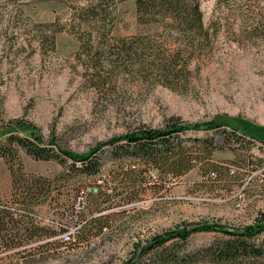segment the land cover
<instances>
[{"label": "rangeland", "instance_id": "rangeland-1", "mask_svg": "<svg viewBox=\"0 0 264 264\" xmlns=\"http://www.w3.org/2000/svg\"><path fill=\"white\" fill-rule=\"evenodd\" d=\"M199 1L209 36L186 48L177 34L166 35L165 45L172 52L180 45L186 60L183 81L166 86L143 73L99 68L97 61L94 66V53L107 57L111 36L139 32L133 0H29L23 6L0 0V124L31 122L45 140L53 137L61 149L78 154L139 129H162L173 118L187 124L238 120L264 141V0ZM94 6L102 21L80 23V9ZM58 27L63 30L54 34L51 50L48 39ZM87 35L92 42L82 45L79 38ZM180 140L194 159L191 169L175 179L150 170L134 189L103 187L135 164L119 159L112 146L103 147L94 155L99 175L82 180L72 211L43 204L35 209L27 235L21 223L0 232V264H125L137 247L169 230L254 224L264 214V145L224 143L215 130L189 132ZM19 160L34 176L54 178L64 169L22 151ZM210 165L226 171L208 176ZM10 196V173L0 159V198ZM64 228H76L69 242L60 238ZM216 238L192 235L182 254L193 257ZM258 239L264 242V233ZM148 263V257L139 262Z\"/></svg>", "mask_w": 264, "mask_h": 264}, {"label": "trees", "instance_id": "trees-1", "mask_svg": "<svg viewBox=\"0 0 264 264\" xmlns=\"http://www.w3.org/2000/svg\"><path fill=\"white\" fill-rule=\"evenodd\" d=\"M17 1L23 6L29 0ZM133 3L139 32L128 37L111 36L109 40L112 43L105 45L109 51L107 57L101 59L100 54L94 53V66L98 62L99 68L101 65H108L113 66V69L120 67L128 72L143 73L166 86L182 82L186 72L184 51L179 45L178 50L172 52L164 41L168 40L167 34L173 33L178 35L177 40L185 43L186 48L193 45L196 39L206 41L209 29L203 22L200 1L133 0ZM102 17V11L95 6L81 8L78 12L80 23L102 21ZM108 21L111 22L110 19ZM54 25L55 23L46 24L42 28ZM62 30V27H58L49 36L51 50L55 49L54 34ZM44 37L40 44L42 47L47 41ZM79 39L82 45L92 42V36L89 35L86 39ZM213 130L219 131L224 143L233 140L242 148L246 142L264 145V141L249 135L238 124V120L218 117L210 122L187 124L173 118L162 129H139L113 138L89 152L78 154L61 149L53 137L45 140L39 128L31 122L23 119L1 122L0 159L7 165L10 173L11 196L0 198V232L6 228L14 231L15 226L21 223L27 235V225L34 221L35 209L43 204L72 211L74 202L84 188L82 180L99 175L100 167L94 155L103 147L112 146V153L117 154L119 159L127 158L135 164L132 169L130 167L121 175H114L110 180L104 181V186L98 187L103 186L107 190L111 184L112 189L116 190L120 187L118 184H124V187L134 189L139 186L142 175L150 170H157L160 177L170 179L186 174L194 159L182 150L180 137L189 132ZM203 142L205 140L198 141L195 145L199 146ZM120 143L125 146L121 149L115 147ZM208 144L212 149L214 140L209 139ZM20 151L34 160L57 161L64 169L54 178L28 174L19 160ZM210 167L212 172L208 176L215 177L217 173L226 171L223 167ZM89 196L92 197L93 194L89 193ZM15 215L19 218H14ZM199 233H214L218 238L193 257L183 255L182 246L192 235ZM263 233L264 214L251 226L236 229L218 224L184 226L153 236L144 246L137 247L125 264H139L144 257H148V264H264V242L258 239Z\"/></svg>", "mask_w": 264, "mask_h": 264}, {"label": "built area", "instance_id": "built-area-1", "mask_svg": "<svg viewBox=\"0 0 264 264\" xmlns=\"http://www.w3.org/2000/svg\"><path fill=\"white\" fill-rule=\"evenodd\" d=\"M75 230H76V228L75 229H73V228H67V229H65L64 228V230H61L60 238L63 239L64 242H69L70 240H72L71 239L72 234L73 233H76Z\"/></svg>", "mask_w": 264, "mask_h": 264}]
</instances>
